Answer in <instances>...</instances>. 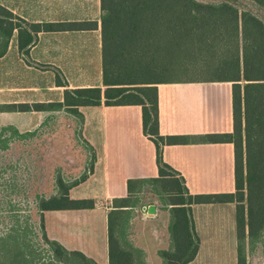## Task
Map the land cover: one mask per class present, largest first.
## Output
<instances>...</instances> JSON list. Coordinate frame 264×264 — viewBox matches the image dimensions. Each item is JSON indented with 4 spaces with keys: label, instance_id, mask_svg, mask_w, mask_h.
Returning a JSON list of instances; mask_svg holds the SVG:
<instances>
[{
    "label": "trees",
    "instance_id": "obj_1",
    "mask_svg": "<svg viewBox=\"0 0 264 264\" xmlns=\"http://www.w3.org/2000/svg\"><path fill=\"white\" fill-rule=\"evenodd\" d=\"M93 25L85 20L29 21L0 4V55L15 29L22 60L51 68L55 83L64 86L60 100L0 105L2 110L49 112L32 129L0 125V264H97L49 238L42 212L94 205L91 198L70 197L68 189L85 178L93 158L78 135L79 107L101 101L140 105L141 129L154 145L157 169L154 177L127 179V195L112 198L106 216L107 264H135L130 251L141 252L130 243L128 228L144 185L168 212L171 246L158 250L164 264H184L194 257L198 237L190 205L209 202L233 203L235 264H251L254 257L264 263V0H99L102 87H67L57 67L28 55L39 31ZM189 80L230 82L231 130L205 138L232 143V191L189 193L179 172L162 160V145L185 137L158 132L156 84ZM60 120L67 126L75 122L74 148L85 152L77 169L73 163L38 165L40 156H51L45 138ZM84 158L87 164L81 167Z\"/></svg>",
    "mask_w": 264,
    "mask_h": 264
},
{
    "label": "crops",
    "instance_id": "obj_2",
    "mask_svg": "<svg viewBox=\"0 0 264 264\" xmlns=\"http://www.w3.org/2000/svg\"><path fill=\"white\" fill-rule=\"evenodd\" d=\"M36 1L37 4L31 3ZM0 4L9 9L11 12L29 21L85 20L95 22V26L93 25L81 29L39 31L35 42L28 50V55L32 60L57 67L62 73L67 87L93 85L88 82L71 81L67 78L66 73L82 72L80 69L81 63H79L80 58L85 59L86 65H94L95 68L100 69L99 0H22L18 3L0 0ZM94 8L96 14H94ZM12 34L15 35V29L12 30L5 51L0 55V72L4 68L9 67L8 64L11 63V65L18 67L24 73L36 75L39 79H45L44 81L46 82L43 86L53 90L55 95L59 96L57 100H60L64 86L57 85L55 83L52 69H40L25 63L17 52V45H15V47L13 45V39L11 37ZM83 38H87L88 45L89 43L94 42V53L92 51L89 52L88 46L83 47L80 50L76 45L77 41H80ZM39 44H41L40 52L38 51ZM218 82L228 83V86H223L228 96V103L224 104L223 107H220L218 104L217 93H213L212 95L215 99H210L211 95L208 93L206 94L208 86ZM41 83L42 82H40V84ZM94 85L102 87L100 84V78L99 83H94ZM33 87H35V84H4L0 85V91L4 89L30 90ZM156 89L158 132L160 134H173L185 137V139L181 137L182 142L163 144L161 147L162 160L179 172V174L183 177L184 184L189 193L232 191V143L227 141L212 142L205 138V135L208 133L228 132L231 130L230 82L211 80L159 82L156 84ZM45 99L46 98H36L35 100L29 97L8 98L0 93V105L13 102L50 101ZM86 106L98 107L100 114L105 117L103 119V123L107 124V133L105 134V137L107 138H103L99 147L96 148L94 144V148H92L89 141L82 135L83 114L81 112V107L85 106H80L79 111L81 112V121L78 127V135L80 139L84 140V142L88 145L93 158L91 161V170L87 172L83 180L72 185L68 189V195L70 196L69 192L72 187L88 180L89 176H91L93 172V162L94 165L98 162L99 169L102 173L101 175L104 179L103 194L102 197H98L93 194H85L81 197L70 196L72 198H91L94 201V205L91 208L59 210L92 209L96 207L101 208L102 212L98 214H100L103 220L102 226L104 230L105 253H107L106 216L107 212L112 207L111 200L114 197H125L127 195V179H143L156 176L157 169L155 163L154 145L152 141L142 132L140 119L141 109L139 104L107 105L101 101L99 104ZM47 113L49 112L0 109L1 116L5 114L12 119H16V121L23 115L30 116L41 114L39 119L31 127L26 125L27 120H22V127L20 128H18L13 122H5L0 125L11 124L20 131L32 129L46 116ZM130 120H132L134 124H132ZM108 165H110L111 168L116 169L115 171L117 172L108 176ZM192 185H194V188H216L194 190V188L191 189ZM220 186L226 187L227 190L217 188ZM140 193V203L138 204V207H134L132 210L138 211L139 215L142 217L148 214L146 211L148 209V205L153 204L155 209L153 211L155 212H152L153 214L150 213L149 216L151 217L144 218H147L149 221L155 218H161L162 222L166 221L167 223V210L159 208L155 203H149V201H147V193H150L151 195H155L156 193L150 190V187L147 188L145 185L141 188ZM224 203L231 204L233 208L232 202H209L197 204H206L207 206H215L218 208V206H221V204ZM193 205L194 204L190 205V209L194 231L197 233L193 218ZM159 212L164 213L163 216L159 217L161 214ZM44 229L49 238L57 240L68 249L80 250L85 255L95 260V258H93L94 256L85 250L86 248L68 247L61 238L57 237L54 230L51 229L50 232L47 231L45 223ZM212 230V228H209L207 233L212 232ZM147 233V236L151 240L150 245L151 243L153 245L157 244V237H153L150 232ZM163 235L164 234H162L159 238L162 242L164 241ZM197 237L199 245L200 238L199 236ZM96 263L98 264L97 261Z\"/></svg>",
    "mask_w": 264,
    "mask_h": 264
},
{
    "label": "rangeland",
    "instance_id": "obj_3",
    "mask_svg": "<svg viewBox=\"0 0 264 264\" xmlns=\"http://www.w3.org/2000/svg\"><path fill=\"white\" fill-rule=\"evenodd\" d=\"M6 2L18 3L22 0H4ZM37 4L36 2H31ZM85 7V6H84ZM90 7V6H89ZM94 14L95 8H94ZM13 45H16L15 35L12 34ZM93 37V36H92ZM76 45L81 50L83 47L88 46L89 52L94 53L95 44L87 43V38H83L80 41H77ZM40 46L38 51L40 52ZM100 53V50H99ZM79 63H81L80 69L81 73H66V76L71 81L76 82H88L94 85L99 83L100 78V69L95 68L94 65H86L85 59L80 58ZM9 67L4 68L0 72V85L10 84H35L30 90H7L4 89L0 91L3 96L8 98H21L29 97L36 100V98H46L45 100H57L59 96L55 95L53 90H50L43 85L46 81L45 79H39L36 75H29L22 72L18 67L8 64ZM190 68V67H188ZM179 70V69H178ZM171 70V74H177L181 71ZM192 71L191 68L190 70ZM185 73V68L183 71ZM40 82H42L40 84ZM222 85V86H220ZM223 86H228L227 82H218L208 86L206 94H210V99H215L212 97L213 93H217L218 104L220 107H223L224 104L228 103V96L226 90ZM57 96V97H56ZM81 112L83 114V132L82 135L89 141L92 145V148L99 147L101 141L107 133V124L103 123V117L98 107L96 106H85L81 107ZM106 115V113H105ZM10 116V115H9ZM41 114L35 115H23L20 118L12 119L5 114L1 116L0 114V124L5 122H13L18 128L22 127L21 122L27 120V126L31 127L39 119ZM20 120V121H19ZM23 120V121H22ZM132 124L134 122L130 120ZM69 125H65L63 120L59 121V124L53 131H49L46 134L45 145L48 149L51 156L44 158L40 156L38 165L40 167L53 168L56 165H66L68 163H73L74 169L79 167L81 158L84 156L83 149L80 151L81 146L74 148L75 135L73 128L76 126L74 121H70ZM24 125V126H26ZM76 129V128H75ZM53 134V136H52ZM107 140V139H106ZM46 149V150H47ZM68 149V151H67ZM65 152L62 157L61 152ZM77 153L76 155L74 153ZM58 156H57V155ZM54 155V156H53ZM55 157V158H52ZM65 157H73L74 161L69 162ZM64 158V159H63ZM54 159V160H53ZM85 158L83 159V163ZM87 163H84L82 167H85ZM72 167V170H74ZM116 169H113L108 165L107 173L108 176L112 173H115ZM101 170L99 169L98 162H93V172L89 176L88 180L72 187L70 189V196L72 197H81L85 194H93L98 197H102L103 194V182L104 179L101 175ZM226 183V182H225ZM194 185L191 186L193 189ZM210 188L214 189L216 187H195L194 190H200ZM221 190H227L226 187H217ZM164 197H166L164 195ZM147 201L149 203H155L159 208L166 209L162 203V199L158 195L147 193ZM232 205L229 203L221 204L218 208L207 206L206 204H194L193 205V218L195 222L196 234L200 238V242L197 248V252L191 261L186 262L185 264H235L236 251H235V240H234V214L232 210ZM155 210V209H154ZM163 211V210H161ZM102 212L101 208H92V209H77V210H44L43 211V220L47 231L50 232L51 229L54 230L57 234V237L61 238L63 242L66 243L68 247L71 248H86L93 258L98 262V264H106V253H105V244H104V235H103V226L102 218L100 213ZM148 212V211H147ZM155 212V211H153ZM161 213L159 217L163 216L164 213ZM153 214V213H152ZM132 219L129 230V239L130 243L138 247L141 252H137L134 249H131L133 256V261L135 264H138L137 254L141 255V259L144 264H164V260L158 254L159 249H168L169 245V235L166 229V221L161 220V218H155L149 221L147 218L151 217L148 214L140 216L138 211H133ZM140 216V217H139ZM147 217V218H144ZM149 221V222H147ZM209 228H212V232H209ZM162 231V232H161ZM157 237V244L153 245L150 242L151 240L147 236L148 233ZM164 234V241H160V236ZM161 244V245H160ZM251 264H264L263 260H257V258L251 259Z\"/></svg>",
    "mask_w": 264,
    "mask_h": 264
},
{
    "label": "water",
    "instance_id": "obj_4",
    "mask_svg": "<svg viewBox=\"0 0 264 264\" xmlns=\"http://www.w3.org/2000/svg\"><path fill=\"white\" fill-rule=\"evenodd\" d=\"M153 210H154V205L153 204H149L148 205V215H150V213H152L153 212Z\"/></svg>",
    "mask_w": 264,
    "mask_h": 264
}]
</instances>
